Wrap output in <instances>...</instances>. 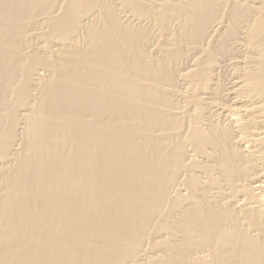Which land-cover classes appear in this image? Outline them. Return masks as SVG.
<instances>
[{
    "label": "bare ground",
    "instance_id": "1",
    "mask_svg": "<svg viewBox=\"0 0 264 264\" xmlns=\"http://www.w3.org/2000/svg\"><path fill=\"white\" fill-rule=\"evenodd\" d=\"M119 1L0 0V264H264V0Z\"/></svg>",
    "mask_w": 264,
    "mask_h": 264
},
{
    "label": "rangeland",
    "instance_id": "2",
    "mask_svg": "<svg viewBox=\"0 0 264 264\" xmlns=\"http://www.w3.org/2000/svg\"><path fill=\"white\" fill-rule=\"evenodd\" d=\"M118 1H119V0H118ZM113 2H114V3H113V4H114V6H115V5H116V6H119V4H118V3H119L120 1H119V2H117V0H115V1L113 0ZM115 2H116V3H115ZM116 6H115V8H116V9H117V8L119 9V10H118V12H119V16H121V17H122V15H123V12H122V10H120V8H119V7H116ZM121 13H122V14H121ZM120 14H121V15H120ZM123 19H124V18H123ZM220 73H225L224 75H226V74H227V72H226V71H222V72H220ZM220 76H222V77H223V74H221ZM254 190H255L254 192H255L256 194H261V193H259V191H257L258 189H254ZM256 191H257V192H256Z\"/></svg>",
    "mask_w": 264,
    "mask_h": 264
}]
</instances>
